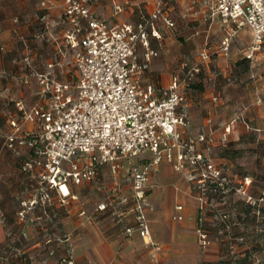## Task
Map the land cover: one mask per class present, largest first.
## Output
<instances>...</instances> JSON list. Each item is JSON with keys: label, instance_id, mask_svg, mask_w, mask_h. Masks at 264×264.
<instances>
[{"label": "built area", "instance_id": "1", "mask_svg": "<svg viewBox=\"0 0 264 264\" xmlns=\"http://www.w3.org/2000/svg\"><path fill=\"white\" fill-rule=\"evenodd\" d=\"M91 1L62 0L65 49L45 68L38 69L29 53L22 55L14 78L24 85L33 81L37 98L29 108L22 100L15 102L18 117L10 122L21 134L9 136V145L33 150L22 168L35 169L43 199L50 190L75 198L70 184L94 181L105 165L116 176L123 158L150 152L149 162L131 170V193L122 195L115 189L97 208L110 209L126 237L137 233L150 247L153 264H167L159 259L162 245L152 239L146 217L149 169L166 162L173 171L185 172L200 203L198 238L202 246L208 245L207 233L201 228L204 208L215 198L225 201L232 186L227 165L212 157V137L182 134L190 123L187 88L211 56H229L232 41L244 28L251 33L245 55L249 65L264 58V0H214L211 13L219 18L223 30L219 44L204 47L191 68L182 63L180 71L159 88L144 83L143 75L158 56L151 39L160 38L159 23L174 25L168 3L157 2L153 12L135 24H108L93 16ZM46 2L42 0L41 6L46 7ZM114 10L119 12L122 7L115 4ZM67 51L73 70L64 79L55 66ZM26 123L33 127L22 131ZM229 130L225 128L227 133Z\"/></svg>", "mask_w": 264, "mask_h": 264}, {"label": "crops", "instance_id": "2", "mask_svg": "<svg viewBox=\"0 0 264 264\" xmlns=\"http://www.w3.org/2000/svg\"><path fill=\"white\" fill-rule=\"evenodd\" d=\"M8 1L11 0H0L2 92L9 90L8 80L20 68V65L10 63L13 56L8 52L15 50L17 54L21 51L23 54L29 53L35 66L43 69L60 49H65L62 36L66 25L62 23V0H47L46 7L41 6L42 0H37L36 12L33 11L35 13L30 15L29 21L15 16L10 22L6 13ZM29 1L34 6L35 0H13L20 12L26 11L25 6ZM213 1L92 0L89 6L93 16L108 24H135L142 16L152 13L157 2L165 3L166 6L168 3L167 12L174 25L167 27L159 23L160 38L151 39L158 56L151 61L143 75L144 83H152L159 88L180 71L182 63L186 64L187 69L191 68L204 47L212 49L219 44L223 30L219 18L211 13ZM115 4L121 6L122 10L115 12ZM250 41V31L242 29L232 41L229 56H211L201 65L187 88L186 110L190 123L182 130V134L205 133L211 136L212 157L217 163L226 164L228 171L230 164L226 163L225 153L230 152L229 148H237L240 141L252 132L264 131V58L260 57L249 65L245 55ZM45 48L50 50V54L39 66L41 50ZM69 58L72 59V56L67 51L60 65L55 66L56 73L64 79L72 71L67 64ZM226 127L230 129L228 133ZM217 152L222 158H216ZM151 159L150 152L123 158L122 167L116 176L109 166H102L94 181L70 184V192L73 193V188L98 185L106 195L97 207L115 189L122 195H129L132 168L141 167ZM236 171H240L239 167H236ZM146 193L150 235L162 245L159 259L167 264H216L219 255L217 245L202 247L199 243L197 227L200 203L185 179V172L173 171L166 162L152 165ZM4 196L0 194V200ZM79 196L85 204L88 202L83 190L79 191ZM223 202L215 198L209 205H222ZM178 205L182 207L180 210L176 208ZM213 210L215 212L217 208ZM63 220L66 224L63 240L67 247L70 246L69 257L74 264H153L150 247L137 233L126 237L110 209L95 208V211H90L85 208L74 217L68 215ZM208 220H212L211 217Z\"/></svg>", "mask_w": 264, "mask_h": 264}, {"label": "rangeland", "instance_id": "3", "mask_svg": "<svg viewBox=\"0 0 264 264\" xmlns=\"http://www.w3.org/2000/svg\"><path fill=\"white\" fill-rule=\"evenodd\" d=\"M36 1L34 6L29 1L26 11L22 12L16 9L13 0L8 1V21H13L15 16L29 21L30 15L36 12ZM41 51L39 66L50 54L47 48ZM8 53L13 56L10 63L21 65L18 59L22 51ZM72 63L69 58L67 64L71 70ZM14 74L8 80L7 92H2L0 87V194L5 195L0 200V264H69L68 261L74 264L69 257L70 246L67 247L63 240L66 228L63 219L68 215L74 217L85 208L95 211L106 193L98 185L90 184L83 189L73 188L71 194L75 198L50 190L48 198L43 199L35 169L22 168L31 159L29 149L14 143L9 145V136L15 138L21 134L10 122L18 117L15 102L22 100L29 108L36 101L38 91L33 81L24 85ZM32 127L26 123L21 129L31 130ZM253 133L241 140L237 148L231 147L230 152L225 153L232 186L225 202L204 208L201 228L206 231L209 244L219 248L216 264H237L238 261L240 264H264V131ZM219 157L222 155L217 152L216 158ZM236 167L240 171H236ZM80 190L87 195L86 204L80 199ZM246 203L253 206L254 217L241 219ZM214 207L217 208L215 212ZM244 257L246 259L242 260Z\"/></svg>", "mask_w": 264, "mask_h": 264}, {"label": "trees", "instance_id": "4", "mask_svg": "<svg viewBox=\"0 0 264 264\" xmlns=\"http://www.w3.org/2000/svg\"><path fill=\"white\" fill-rule=\"evenodd\" d=\"M27 149H29V153H30V156L33 154V150L32 149H30V148H28L27 147ZM254 212V209H253V206L250 204V203H246L245 205H244V207H243V217H241V219L243 218V219H250L251 217L253 218L254 217V215H252V214H254L253 213ZM199 216V215H198ZM246 259V257H244L242 260H245ZM237 264H240V262L238 261V263Z\"/></svg>", "mask_w": 264, "mask_h": 264}, {"label": "bare ground", "instance_id": "5", "mask_svg": "<svg viewBox=\"0 0 264 264\" xmlns=\"http://www.w3.org/2000/svg\"><path fill=\"white\" fill-rule=\"evenodd\" d=\"M62 190L66 193V189L64 187H62Z\"/></svg>", "mask_w": 264, "mask_h": 264}]
</instances>
